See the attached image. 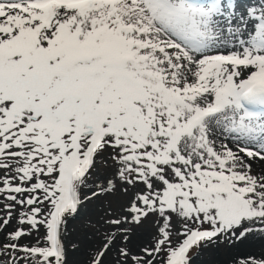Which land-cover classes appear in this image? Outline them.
I'll use <instances>...</instances> for the list:
<instances>
[{
    "label": "snow or ice",
    "instance_id": "snow-or-ice-1",
    "mask_svg": "<svg viewBox=\"0 0 264 264\" xmlns=\"http://www.w3.org/2000/svg\"><path fill=\"white\" fill-rule=\"evenodd\" d=\"M111 197L87 264H264V0H0V264Z\"/></svg>",
    "mask_w": 264,
    "mask_h": 264
},
{
    "label": "rangeland",
    "instance_id": "rangeland-1",
    "mask_svg": "<svg viewBox=\"0 0 264 264\" xmlns=\"http://www.w3.org/2000/svg\"><path fill=\"white\" fill-rule=\"evenodd\" d=\"M258 3V0L254 2ZM123 202V198L111 197L93 200L87 205L82 216L70 222L66 243L68 245V264H87L90 253L95 250L99 244L102 234L105 230L104 213L110 209H118ZM151 227L146 226L138 230L137 236L132 241V247L147 243L151 238ZM252 241H248L232 249L206 250L200 258L194 261V264H230L234 257L245 255L241 247L248 246ZM76 243L79 247L72 250L71 245ZM246 246V247H247ZM119 257L114 249L108 254L105 264H117Z\"/></svg>",
    "mask_w": 264,
    "mask_h": 264
},
{
    "label": "bare ground",
    "instance_id": "bare-ground-1",
    "mask_svg": "<svg viewBox=\"0 0 264 264\" xmlns=\"http://www.w3.org/2000/svg\"><path fill=\"white\" fill-rule=\"evenodd\" d=\"M234 3L236 4L238 10H243L247 8L249 5L256 3V1L254 2V0H234ZM246 246L244 248L241 247V250L245 255L250 254V253L258 254L261 248V242L258 240L252 241V243L250 242V244L247 247ZM241 256H244V255H241Z\"/></svg>",
    "mask_w": 264,
    "mask_h": 264
}]
</instances>
